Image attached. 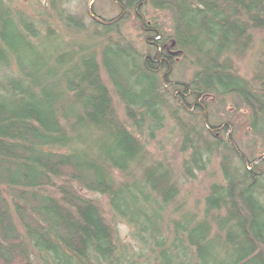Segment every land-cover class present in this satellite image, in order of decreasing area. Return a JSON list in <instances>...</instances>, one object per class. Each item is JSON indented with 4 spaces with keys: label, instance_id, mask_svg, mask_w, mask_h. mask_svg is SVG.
<instances>
[{
    "label": "trees",
    "instance_id": "16d2710c",
    "mask_svg": "<svg viewBox=\"0 0 264 264\" xmlns=\"http://www.w3.org/2000/svg\"><path fill=\"white\" fill-rule=\"evenodd\" d=\"M114 2L120 14L94 20L97 40L74 46L50 12L0 0V264H264V152L249 156L232 122L207 118L210 100L230 96L264 143V85L233 65L264 28V0ZM149 4L171 13L170 34L143 13ZM132 13L146 50L121 30ZM57 17L86 27L63 9ZM177 58L192 65L188 82L171 79ZM168 109L178 122L180 110L203 115L201 128L181 122L187 176L220 158L223 181L201 213L171 208L179 183L149 163L143 139L157 137ZM84 190L108 196L130 242Z\"/></svg>",
    "mask_w": 264,
    "mask_h": 264
},
{
    "label": "rangeland",
    "instance_id": "374dc122",
    "mask_svg": "<svg viewBox=\"0 0 264 264\" xmlns=\"http://www.w3.org/2000/svg\"><path fill=\"white\" fill-rule=\"evenodd\" d=\"M13 6L29 10L31 13H39L42 10L50 12V24L60 35L64 36L66 41L75 45L92 44L91 35L97 40L96 31L100 30L101 24L96 25L94 19L88 11V4L91 0H9ZM92 8L101 17H114L120 14V8L114 0H93ZM63 9L75 16L82 18L84 25L83 30L79 31L75 25H68L65 20L58 19L57 13ZM143 13L149 20L157 22L163 31L168 35L172 32V15L169 11L156 9L151 4L146 5ZM122 32L132 39L141 49H147V38L141 27L139 19L132 13L121 24ZM252 40L243 53L233 56L234 69L238 74L250 80L258 89L261 84L264 85V28H256L252 31ZM175 69L171 74L172 80L188 82L193 76L192 65L189 61L177 58ZM116 108L119 116L127 124H130L125 117L123 105L120 103L117 95L113 94ZM210 110L208 116L210 122L219 124L223 121L232 122V128L235 129L236 140L239 146L246 154L257 158L264 152V143L257 135L251 133L248 125L249 112L245 106H238L234 103V98L228 96L223 101L216 98L210 100ZM181 121L178 122L172 109L166 111V122L164 128L159 131L157 137L152 140L143 139L148 153L149 163L163 162L173 171L174 178L179 183L180 193L171 206V208H180L179 211H195L201 213L205 198L209 193L210 187L215 182L223 181V174L220 166V158L213 155L203 171H195L194 176H187L183 170V162L191 153V148L182 150L183 135L181 132V122L188 124L190 127L201 128L202 123L198 120L203 117L201 113L190 115L180 110L178 114ZM249 165V162H247ZM88 196L96 199L101 207L104 217L111 227L115 230L118 237L123 241L130 242V226L123 221L113 217L109 198L106 195L83 191ZM176 208V209H178Z\"/></svg>",
    "mask_w": 264,
    "mask_h": 264
},
{
    "label": "water",
    "instance_id": "95a60500",
    "mask_svg": "<svg viewBox=\"0 0 264 264\" xmlns=\"http://www.w3.org/2000/svg\"><path fill=\"white\" fill-rule=\"evenodd\" d=\"M92 2H93V0H91V1L89 2V4H88V11H89L91 17H92L95 21H99V22H102V23H109V21H107V20L101 18L100 16L95 15V13L93 12V8H92Z\"/></svg>",
    "mask_w": 264,
    "mask_h": 264
},
{
    "label": "flooded vegetation",
    "instance_id": "af4514ba",
    "mask_svg": "<svg viewBox=\"0 0 264 264\" xmlns=\"http://www.w3.org/2000/svg\"><path fill=\"white\" fill-rule=\"evenodd\" d=\"M177 97V95H176ZM203 105L200 102H195L194 105L192 106V108L190 109L191 112L193 113L195 111L196 107H202ZM198 113V111H196Z\"/></svg>",
    "mask_w": 264,
    "mask_h": 264
}]
</instances>
